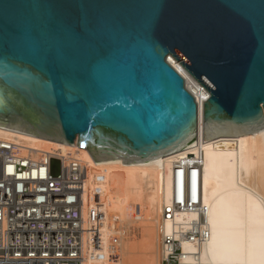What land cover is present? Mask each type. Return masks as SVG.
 I'll return each instance as SVG.
<instances>
[{
    "label": "water",
    "instance_id": "95a60500",
    "mask_svg": "<svg viewBox=\"0 0 264 264\" xmlns=\"http://www.w3.org/2000/svg\"><path fill=\"white\" fill-rule=\"evenodd\" d=\"M169 57L203 142L264 130V0H0V127L122 165L194 146Z\"/></svg>",
    "mask_w": 264,
    "mask_h": 264
},
{
    "label": "bare ground",
    "instance_id": "6f19581e",
    "mask_svg": "<svg viewBox=\"0 0 264 264\" xmlns=\"http://www.w3.org/2000/svg\"><path fill=\"white\" fill-rule=\"evenodd\" d=\"M167 61L197 98L195 145L153 161L128 165H122L121 159L95 161L86 148L78 153L90 165V188L104 178L106 242L109 236L120 235L115 260L105 264H162L163 239L177 238L174 233L178 225L196 218L192 212H181L171 219L163 215V207L169 206L175 196L181 202L183 194L206 210L209 235L200 247L179 238L182 252L177 264H264V130L203 142L201 105L208 92L173 58ZM0 140L39 150L67 152L78 148L76 143L67 145L2 127ZM186 155H197L201 165L190 169L182 187L183 173L175 171L173 163Z\"/></svg>",
    "mask_w": 264,
    "mask_h": 264
},
{
    "label": "built area",
    "instance_id": "2783aa9c",
    "mask_svg": "<svg viewBox=\"0 0 264 264\" xmlns=\"http://www.w3.org/2000/svg\"><path fill=\"white\" fill-rule=\"evenodd\" d=\"M188 91L197 103L194 92ZM81 150L84 148L67 152L39 150L0 140V264L113 261L118 238L111 235L106 242L103 232L108 223L103 203L104 178L89 187L90 165L78 155ZM187 156L190 155L173 163L174 170L183 173L182 187L190 169L201 165L197 155ZM52 160L59 163L57 176L51 172ZM182 198L179 202L175 196L169 206L163 207V215L171 219L175 214L192 212L196 218L178 225L174 233L177 238L163 239L162 264L179 263V238L196 247L208 239L206 210L184 194Z\"/></svg>",
    "mask_w": 264,
    "mask_h": 264
},
{
    "label": "rangeland",
    "instance_id": "374dc122",
    "mask_svg": "<svg viewBox=\"0 0 264 264\" xmlns=\"http://www.w3.org/2000/svg\"><path fill=\"white\" fill-rule=\"evenodd\" d=\"M114 236H115V235H114ZM115 237H117V238L119 237V241H120V235H117V234H116V236H115ZM120 242H121V241H120ZM118 249H119V247L117 246V251H118ZM113 260H115V257H114V259H113Z\"/></svg>",
    "mask_w": 264,
    "mask_h": 264
}]
</instances>
